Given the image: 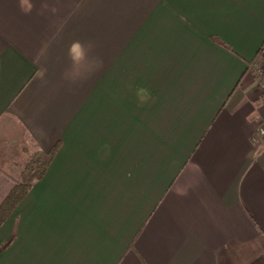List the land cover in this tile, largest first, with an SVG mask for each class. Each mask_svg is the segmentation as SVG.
Masks as SVG:
<instances>
[{"label": "crops", "instance_id": "crops-1", "mask_svg": "<svg viewBox=\"0 0 264 264\" xmlns=\"http://www.w3.org/2000/svg\"><path fill=\"white\" fill-rule=\"evenodd\" d=\"M33 3L0 0V205L58 149L0 222V264H264V119L244 120L264 116V0ZM76 39L98 67L68 84Z\"/></svg>", "mask_w": 264, "mask_h": 264}, {"label": "clouds", "instance_id": "clouds-1", "mask_svg": "<svg viewBox=\"0 0 264 264\" xmlns=\"http://www.w3.org/2000/svg\"><path fill=\"white\" fill-rule=\"evenodd\" d=\"M18 8L23 15H30L35 9L33 0H17ZM93 45L91 42L82 41L79 39L73 40L67 49V58L69 60L68 67L62 73V80L68 84H76L80 81L87 80L98 67V61L93 56ZM43 54V53H41ZM39 59V57H38ZM43 73H38L42 75ZM127 89L133 93L136 99L137 108H144L150 106L156 101L153 91L144 84L132 85L128 84ZM120 96V90L112 93L113 101H117ZM254 111L244 117L245 123L253 125L264 119L255 105ZM235 113H232L234 115ZM250 151L246 154L247 158L251 161L252 166L264 160V128L254 129V135L249 137ZM264 167V164L261 165ZM129 177L131 173L128 174ZM183 195V193H179Z\"/></svg>", "mask_w": 264, "mask_h": 264}, {"label": "trees", "instance_id": "trees-1", "mask_svg": "<svg viewBox=\"0 0 264 264\" xmlns=\"http://www.w3.org/2000/svg\"><path fill=\"white\" fill-rule=\"evenodd\" d=\"M57 149L58 147L54 146L48 153L34 151L30 154L21 170V183L12 188L0 205V222L11 212L17 202L26 195L33 183L43 177Z\"/></svg>", "mask_w": 264, "mask_h": 264}]
</instances>
